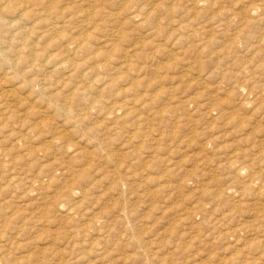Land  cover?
I'll list each match as a JSON object with an SVG mask.
<instances>
[{"label":"rangeland","instance_id":"374dc122","mask_svg":"<svg viewBox=\"0 0 264 264\" xmlns=\"http://www.w3.org/2000/svg\"><path fill=\"white\" fill-rule=\"evenodd\" d=\"M58 1L61 0H55L54 3H56V5L60 4ZM63 1L65 4L61 1L59 7L57 5V11L61 13L62 10L65 13H59L57 19H55L62 25L58 32L60 35L61 30V35L59 37L63 38V36L68 37L69 35L75 37L77 34H84L85 32V35L89 37L88 41L92 46V50L96 52L98 50V52L101 53L103 51L107 53L108 51V54L111 52V54H109L111 58L108 59L107 65L108 72L106 71L105 73L99 68V64L103 61L102 59L94 60V58L88 55L81 54L76 56L74 60L80 62V64L82 63L84 68L89 71H99L98 74L101 77L103 76L105 85L107 82H111V78H115L116 81L114 80V84L112 82L111 84H113L112 86L116 85L115 90L117 94H109L108 90L103 91L104 94L101 93L102 91L99 93L97 92V94L92 90V92H90L92 95L91 97L98 98V96H100L102 103H105L104 106L102 105V108L99 106L100 110H92L95 114L89 112V114L86 115L87 118L84 116V119L82 121L80 120L81 125L80 121L79 124L75 123L76 117H79L78 115L82 113L78 109L80 108L77 105L79 101H77L75 96H71L72 93L68 87H64V89L58 86L59 83L56 82H58V79L60 81V78H58L57 74L54 73L55 76L52 75L53 73L50 74L52 75L49 78L51 81L49 84L45 85V91L43 90L42 94L37 92L38 89L35 87L38 85L37 82V85H35L34 82L32 88L35 90L30 91V89L22 85L24 83L21 84L16 80L14 81L11 89H15V93H18L17 95L21 98V103L23 104L14 108L13 116L15 115V119L14 117H12L13 120L9 119L10 117L8 116L10 115L6 114L5 116L8 115V118L3 117L4 119L0 122V192H3H1L2 196H0L2 197L0 200V214L3 213L4 216L2 217L1 214L2 218L0 217V219H2L0 220V230L2 231H0V233L2 234L4 232V234H0V236H4L2 238H5L1 240L2 238L0 237V242L6 244L5 247L4 244L0 243V253L4 252L7 255L10 254L8 256L18 260V264H30L31 260L33 261L32 258H34L35 262H31V264H64L66 262V264H264L263 23L259 25V29L255 30L258 32H255V34L259 35H257V40L259 38L262 39L260 45L255 41L254 43L250 41L248 42L249 45H247L243 36H238L236 33L237 26L241 25V22L237 20V17H240V11H246L263 0H214V4L201 2L202 4L198 5L196 9L192 4V0H171L163 4L161 0H138L140 5L146 7L148 11L153 13V17L156 19L152 23L148 21L144 14L141 13L140 15L137 9L130 7L133 3L128 0H103L102 4L99 0H95L97 9H94L98 10V18L97 15L93 14L91 16L92 18H90L92 23H90L91 21H87V25L82 24L83 22L81 23L80 19L81 15L84 13L81 11H85L86 9L89 10V8H87V2L82 1V3H84L82 4L81 0ZM126 1H128V6L120 10V7ZM173 3H178L179 6H181L179 13L174 11V14H172V12L167 9L173 6ZM155 4L157 6H155ZM205 5H207L208 8ZM61 7L62 9H60ZM30 8L34 13L37 11L36 15L40 17L39 9L37 10L33 5L28 9ZM182 8L184 11L181 10ZM210 8L212 10H210ZM187 9H189V13L187 12L188 15L186 13ZM204 9H206V11H203ZM110 12L113 15H111ZM183 12L184 14H182ZM196 12H199L198 15ZM175 13H177L176 16ZM185 13L186 16H184ZM232 13H234V17L231 19ZM261 13L262 12L259 14ZM136 14L138 15L131 16ZM180 14H182V16H180ZM201 14H203V16ZM255 15L256 14H254V16ZM208 16L211 17V21ZM254 16L249 18V20L257 18ZM173 19L181 22L183 27L179 28V22H175ZM189 19H192L191 22ZM66 20L68 26L67 23L64 22ZM219 20L223 25H221V23L218 24ZM242 20L244 19H241V21ZM95 21L96 25L94 24ZM206 21L207 24H205ZM227 21L229 24L231 23V27ZM38 24H40V22H38ZM38 24L37 29L39 28L38 30L43 31L45 24L43 22H41L43 26ZM80 24H82V26ZM181 24L179 25L182 26ZM232 24H234V27ZM94 25L96 28L92 27ZM201 25L207 30L202 29L197 33L199 30L198 28L195 33L191 31V29L197 28V26L201 28ZM117 26H120L121 29H119L124 39L112 40L111 37L109 38V31L118 28ZM213 26L217 28H213ZM176 27H178V30ZM254 28V25L249 27L251 33L254 31ZM176 32H178V34ZM179 33L181 34L179 35ZM186 33H192V35L189 34V37L185 35ZM211 33L213 37L210 35V42L208 43L207 41L208 44L204 43L203 45L201 38L205 37V34ZM180 36H183L185 40H179V38H181ZM108 39H111L112 41L110 42L114 44L112 49L110 42L105 43ZM93 40L95 42H93ZM45 41L46 40L42 41V43H45ZM153 43H160L161 50L156 52V50L151 47ZM116 46L119 47V49ZM48 48H50L48 52L54 54H57L59 51V48L53 46H49L47 49ZM121 53L127 56V59L129 58L128 60L133 65V68H136V72L134 70L126 71L124 68H119L121 67V62L125 58ZM131 53L132 56H130ZM200 53H203V55ZM118 54H121V57ZM177 57L179 58L177 59ZM195 57H197L196 60ZM85 58H88L86 62ZM246 59L247 62L250 60L249 63L246 62ZM242 62L244 63L242 64ZM245 64L249 67H245ZM137 70H139L138 72H140V74ZM182 73L188 75L184 76ZM240 74H244V76ZM28 76L29 74H27V78L32 79L34 75ZM53 79H55V81H53ZM252 79L254 81L257 80L256 83H253ZM17 84H20V86H17ZM196 84L198 87H196ZM205 86H207V88H205ZM214 86H217L218 89H213ZM24 88L25 90H23ZM47 88H49V91L46 90ZM126 88L130 89V91H128V89L126 90ZM260 88H263V90ZM58 90L62 92H60V95L58 94ZM256 90H258V92ZM119 91L121 93H119ZM200 91H202V93ZM123 93L131 94V98L136 101L137 105L141 107L146 105V107L138 109V111L135 112V117L128 116L125 118L122 111L115 110V112L114 109L116 104L118 105V103H120V97L118 96H121ZM170 93L176 95L174 96L173 94L175 100L172 99V95L170 97ZM108 94L111 96H108ZM259 94L260 96L258 97ZM54 95L56 98L61 95V98L66 97L67 102L72 99V102L75 104L71 102V106L75 107H72L71 110L73 111L70 110L69 113L70 115H74L76 119L73 116L66 117L62 115L57 107L54 110L52 106L46 103V99L52 98ZM28 96L32 98H28ZM184 98H186L187 101L193 98L192 101L194 100V103L187 105ZM56 102L61 103L60 99ZM182 102H185V104ZM195 102L197 104H195ZM205 102L208 105H206ZM200 103H202V106ZM180 104L181 107L179 106ZM203 104L206 106H203ZM185 105L187 107H184ZM105 106L107 109L110 107L108 111ZM195 107L198 108L196 109ZM42 108L45 110L43 111ZM31 109H35V111ZM29 110H31V112H29ZM109 110L113 114H102L109 112ZM198 110L202 112V114L199 113ZM205 110L210 112L207 111L206 113ZM155 113H158L159 116L154 115ZM98 114L101 115L97 116ZM103 116L106 117L104 118ZM20 119L26 122L23 121L21 124L19 122L21 121ZM37 119L38 121H36ZM72 119L73 121H71ZM4 122H6L7 125ZM19 123L21 125H19ZM16 125H19L20 128ZM171 125L174 129L170 128ZM10 126L12 127L11 129ZM123 126L126 127L123 129ZM76 127H78V129ZM31 128L32 131H30ZM9 130H14L12 133H15L17 136L12 134ZM38 130L42 132L39 134ZM83 130H87L88 132H83ZM127 130L128 132H126ZM114 131L118 133L115 134ZM1 133L5 135L3 134L1 137ZM84 135L87 137H84ZM18 138L19 140H17ZM47 142H49V144ZM27 143H30V146ZM50 146L53 149H51ZM19 147L23 148L20 150ZM55 148L58 150L55 151ZM97 148L101 153L99 150L97 152L95 151ZM153 150H155V153ZM87 151H91L93 155L90 152L86 154ZM25 152H27V154ZM11 153L13 155H11ZM34 153L35 155L33 157L32 155ZM43 154L46 155V157H43ZM58 154L61 155L59 156ZM84 154H86L85 157L83 156ZM94 155L96 158L98 156L99 160L95 159ZM13 156L18 158L15 157L14 159ZM77 156L78 159L76 160ZM69 158L75 160L68 161L70 160ZM89 158L95 159L93 163L92 159L89 161ZM39 159L46 161L47 165L46 162L40 161ZM52 159L56 161L53 162ZM80 159L83 160L81 161ZM73 161L76 162L74 163ZM78 161H81V164L78 163ZM70 162H73L71 164L75 166L72 167L73 165H71ZM7 164L10 167H8ZM24 164H26L28 169L29 167L32 169H29V171L28 169L26 170ZM58 164L61 165L59 166ZM68 164L69 167L71 166L70 168L74 170H72V172L75 175L78 171L80 172H78L79 174L77 173L78 177L86 173L89 174V176L87 175L88 179L86 178L81 182L79 181L78 184L72 182L76 178L75 175L71 173ZM2 165H5L7 169ZM236 165H238V167L244 166L242 173L236 174L238 171ZM55 166L59 167L56 168ZM49 167L51 169H47ZM51 171L52 175L50 174ZM83 171L84 173H82ZM2 172L4 173L3 175H1ZM22 173L25 175H23L25 179ZM90 174H93L92 177ZM72 176H74V179L72 178L70 181L67 180ZM53 177L56 178L54 179ZM21 178L22 181H25L26 178L28 179L26 182L22 183V181H20ZM57 178L60 181L57 180ZM8 179H11V182ZM33 179L37 182H34ZM50 179L53 180L52 183ZM56 181L58 182L56 183ZM19 182L20 187L16 185V183L18 184ZM38 182L41 183L39 184ZM59 182H64V184H66L64 187L72 183L70 186L72 189L74 188V191L72 190L71 193H68L63 187L64 184L61 185ZM8 183H10V185ZM49 183L50 185L52 184L50 186L51 188L47 187ZM55 183L57 185H54ZM93 183L94 186L96 184L95 187ZM26 184L28 185L26 186ZM58 185H61V187H58ZM72 185H74V187ZM3 187L5 188L2 190ZM12 187L13 190H11ZM15 189L17 192L14 191ZM4 190L6 193L8 191L10 194L6 195ZM223 191L224 193H222ZM83 192H85L84 195ZM217 193L221 195L219 196ZM50 194L53 197L50 196ZM26 195L27 197H25ZM64 195L66 198H64ZM66 195L71 196L67 197ZM43 196L48 197L45 199ZM85 196L87 198H85ZM4 200L8 201L5 203ZM59 201L61 202L60 204ZM10 203H12V207L8 205ZM62 204H67L66 206L64 205L65 209ZM28 205L29 208L26 207ZM58 207L59 210H57ZM67 208L68 210H66ZM25 209L27 210L25 211ZM13 211L16 212V214L18 212L21 213H18L19 216H17ZM44 211H46V213H44ZM23 212H26L25 215ZM28 212L30 213L27 214ZM31 215H33V217ZM11 216L17 219L13 220ZM27 218H30L29 222ZM23 219L26 220L25 223ZM31 221L32 223H30ZM13 222L16 225H14ZM5 223L9 224L5 225ZM17 223L19 226H17ZM2 226H5V228ZM25 226H30L29 228L32 227V229L26 228ZM206 226L212 229H208ZM24 230L26 232L28 230V234L24 233ZM228 232L229 234H227ZM12 233H14V235ZM8 235H10L9 237L11 240H9ZM13 236L17 238L15 237L14 239ZM6 238L8 239L6 240ZM18 239H20V245L17 241ZM8 240L10 241L9 244L12 245H8ZM24 240L26 243L28 242L27 244L29 245H25V247L27 246L26 248H17L19 246H24L22 245L25 242ZM7 245L13 246V248H9ZM23 249H25V251H23ZM15 250L17 251L15 252ZM143 251L144 254H142ZM13 253L15 254L12 256ZM20 255H24V258H22V256L20 257ZM35 255L37 256L35 257ZM55 255H60L64 263L60 261V256L55 258ZM50 256L52 259L54 257L55 260H52ZM36 258L39 260L37 259L36 261ZM63 258L66 260H63ZM25 259H28V262L30 260V262H24Z\"/></svg>","mask_w":264,"mask_h":264},{"label":"bare ground","instance_id":"6f19581e","mask_svg":"<svg viewBox=\"0 0 264 264\" xmlns=\"http://www.w3.org/2000/svg\"><path fill=\"white\" fill-rule=\"evenodd\" d=\"M62 1V3L64 2L63 0H61ZM61 1H58L60 4H61ZM82 1H86L87 2V8H89V10H85V11H81V12H84L82 15H81V23L82 24H86V22L87 21H91L90 20V18H92L91 16L93 15V14H95V15H97L98 14V10H95L94 8H96L97 9V7H96V5H95V0H81V3H82ZM100 1V3L102 4V2H103V0L101 1V0H99ZM129 2H131V3H133L130 7H134L135 9H137V12L138 13H140V15H141V13L142 14H144V16H146L147 17V19H148V21H150L151 23L152 22H154V20L156 19V18H154L153 17V13L151 12V11H148V9H146V7H143L142 5H140V3H138V0H128ZM128 1H126L124 4H122V6L120 7V10H122V9H124L126 6H128ZM136 1H137V3H136ZM168 1H171V0H161V2H162V4L163 3H167ZM187 1V0H186ZM214 0H192V4H193V6L195 7V9L197 8V6L198 5H200V4H202V3H204V2H208L209 4H214L215 2H213ZM219 1H222V0H219ZM55 2V0H0V122L5 118V117H7L8 115H10V116H8V117H10L9 119H12V117H14L13 116V114H14V108H17L18 106H20V105H22L23 103H21V98L20 97H18V93H15V89L13 90V89H11V87H12V85H13V83H14V81L16 80V81H18V82H20L21 84L22 83H24V84H22V85H24V87H27L28 89H30V91L31 90H33L32 88H33V86H34V82H35V85H37V86H35V87H37V92H39V94H42L43 93V90H44V87H45V85H47V84H49L50 83V81L51 80H49V78H50V76H52V75H54V73L55 74H57L58 75V78H60V81H59V79L57 80L58 82H56V83H59V87L61 88H64V87H68L69 89H70V92L72 93V95L71 96H75V98H77V101H79V103L77 104L80 108H78L79 110H80V112H82L81 114H79L78 116L79 117H74V115H70V110H71V108L72 107H75V106H71L72 105V103H74V102H72V99H71V101L69 100V102H67V99H66V97H63V98H61V96L62 95H64V94H62L61 96H59L58 98H56L55 97V95H54V97H52V98H48V99H46V103L47 104H49L50 106H52V108L55 110V108L57 107V109L58 110H60L61 111V114L62 115H64V116H66V117H69V116H73L75 119H76V121H75V123L77 124H79V121L81 120H83L84 119V116L86 117V115L87 114H89V112L91 113L92 112V110H94V109H98V110H100V108H102L103 106H104V103L105 102H103L102 103V100H101V98H100V96H98V98H93V97H91L92 95L90 94V92H92V90L95 92V93H99V92H101V93H103V91H105V90H108V92H109V94H112V95H116L117 94V92H116V90H115V86H112L114 83V80H115V78H111V82L113 83V84H111V82H107L106 83V85H105V83H104V78H103V76L101 77V76H99V74H98V72H96L95 70L94 71H89L88 69H86V68H84V66H83V64L81 63L80 64V62H77L76 60H74V58L76 57V56H79V55H81V54H84V55H88V56H90V57H92V58H94V60H97V59H102L103 61L99 64V68L100 69H102V71H103V73H105L106 71L108 72V59H110L111 58V56L109 55V54H111V52L108 54V51H107V53H105L104 51V53L102 52H98V50H97V52L96 51H94V50H92V46L90 45V43H89V41H88V38L89 37H87L86 35H85V32H84V34L83 33H80V34H77L75 37L74 36H70L68 33H66L67 35H69L68 37H64L63 36V38L62 37H59L60 35H61V30H60V35H59V29L62 27V25L61 24H59L60 22L58 21H56L55 19H57V16H58V14L60 13V11H57L58 9H57V5H58V7H59V5L60 4H57L56 5V3H54ZM86 2H85V4H86ZM202 2V3H201ZM68 3V2H67ZM78 3V2H77ZM99 3V4H100ZM64 4H65V2H64ZM63 4V5H64ZM82 4H84V3H82ZM98 4V3H97ZM160 4V3H159ZM172 4V3H171ZM189 4V3H188ZM34 6V8L36 7L37 8V10L39 11V13H40V17L38 16V15H36V13H37V11H36V13H34V11H32V9L30 8V9H28L29 7H31V6ZM73 5H75V4H73ZM98 6H101V5H98ZM155 6H157L156 4H155ZM185 6V5H184ZM203 6V5H202ZM206 7H207V5H205ZM210 6V5H209ZM64 7H67V6H64ZM73 7V6H72ZM201 7V6H200ZM69 8V7H68ZM99 9H102V8H100V7H98ZM181 8V6H179V4L178 3H173V6H170V8H167V9H169L171 12H172V14H174L173 12L174 11H176L177 13H179V9ZM184 8V7H183ZM183 8L181 9V10H183ZM191 8H192V6H191ZM208 8V7H207ZM60 9H62V7L60 8ZM74 9V8H73ZM163 9V8H162ZM161 9V10H162ZM167 9H166V11H167ZM202 9H203V7H202ZM201 9V10H202ZM69 10V9H68ZM72 10V9H71ZM80 10H83V9H80ZM92 10H93V13H92ZM188 10L189 9H187V11H186V13L188 12ZM200 10V11H201ZM210 10H212L211 8H210ZM78 11V10H77ZM163 11V10H162ZM165 11V10H164ZM184 11V10H183ZM203 11H206V9H204ZM64 11H62L61 10V13H63ZM154 12L156 13V11L154 10ZM182 12V11H181ZM202 12V11H201ZM214 12V11H213ZM236 12V11H235ZM260 12H262L261 14H259ZM60 13V14H61ZM65 13V12H64ZM63 13V14H64ZM78 13V12H77ZM154 13V14H155ZM177 13H175V16H176V14ZM186 13H185V15L184 16H186ZM189 13V12H188ZM188 13H187V15H188ZM197 13V12H196ZM199 13V12H198ZM198 13H197V15H198ZM207 13H208V11H207ZM238 13V12H237ZM42 14V15H41ZM110 14H111V12H110ZM109 14V15H110ZM157 14V13H156ZM170 14V13H169ZM182 14H184V12L182 13ZM182 14H180V16H182ZM204 14H205V12H204ZM214 14V13H213ZM236 14V13H235ZM239 14V13H238ZM254 14H256L255 16H254ZM100 15V14H99ZM111 15H113V14H111ZM138 14H136V15H131V16H137ZM171 15V14H170ZM179 15V14H178ZM202 16H203V14H201ZM179 16V17H180ZM183 16V17H184ZM191 16V15H190ZM200 16V15H199ZM198 16V17H199ZM205 16V15H204ZM206 16H207V14H206ZM252 16H254V17H257L256 19L254 18H252V19H250L249 20V18H251ZM264 0L262 1V2H260V3H258L256 6H253V7H250L248 10H246V11H240V17H237V15H236V17L238 18L237 20H239L240 22H241V25H238L237 26V28H236V33H237V35L238 36H243V38H244V40H245V42H247V45H249L248 44V42H250V41H252L253 43H254V41L255 42H257L259 45L261 44L260 42H261V38H259L258 40H257V37L259 36L258 34V36L255 34V30L256 29H259V25L260 24H262L263 23V27H264ZM111 17V16H110ZM114 17V16H113ZM169 17V16H168ZM178 17V16H177ZM209 17V16H208ZM232 17H234V13H232L231 14V19H232ZM97 18H98V15H97ZM136 18V17H135ZM181 18V17H180ZM200 18V17H199ZM203 18H205V17H203ZM119 19V18H118ZM211 19V17H209V20ZM213 19V18H212ZM241 19H244V20H242L241 21ZM67 20H69V19H67ZM67 20L66 21H64L65 23H67ZM137 20V19H136ZM135 20V21H136ZM169 20H170V18H169ZM168 20V21H169ZM174 20V19H173ZM190 20V22H191V20L192 19H189ZM195 20H197V19H195ZM236 20V19H235ZM236 20V21H237ZM37 21V22H36ZM74 21V20H73ZM175 21V20H174ZM193 21H194V19H193ZM204 21V20H203ZM211 21V20H210ZM244 21V22H243ZM38 22H40V24H38ZM41 22H43L44 24H45V28L43 29V31H40V30H38L37 29V24L38 25H41V26H43V24H41ZM48 22V23H47ZM63 22V23H64ZM102 22H103V20H102ZM118 22V21H117ZM130 22V21H129ZM138 22H139V20H138ZM175 22H179V21H175ZM174 22V23H175ZM223 22V21H222ZM228 22V21H227ZM88 23V22H87ZM90 23H92V21L90 22ZM131 23V22H130ZM173 23V24H174ZM192 23H194V22H192ZM196 23H198V22H196ZM208 23H210V22H208ZM221 22H220V20H219V23L218 24H220ZM225 23V22H224ZM233 23H234V21H233ZM74 24V23H73ZM82 24H80L81 26H82ZM94 24L96 25V21L94 22ZM97 24H98V22H97ZM118 24V23H117ZM120 24H121V22H120ZM119 24V25H120ZM137 24V23H136ZM139 24V23H138ZM171 24V23H170ZM179 24H181V22H179L178 23V26H179V28L181 27H183V25L182 26H180ZM205 24H207V21H206V23ZM205 24H203V25H205ZM228 24H229V22H228ZM231 24V23H230ZM230 24H229V26H230ZM240 24V23H239ZM79 25V24H78ZM87 25V24H86ZM95 25L94 26H92V27H95ZM133 25V24H132ZM177 25V24H176ZM198 25V24H197ZM221 25H223L222 23H221ZM233 25V27H234V24H232ZM254 25V31L251 33L250 32V30H249V27H252ZM67 26H68V23H67ZM66 26V27H67ZM80 26V27H81ZM104 26V25H103ZM138 26V25H137ZM155 26V25H154ZM187 26V25H186ZM186 26H184V27H186ZM192 26H194V25H192ZM219 26V25H218ZM225 26V25H224ZM228 26V25H227ZM87 27V26H86ZM98 27V26H97ZM118 27V26H117ZM191 27V26H190ZM189 27V28H190ZM231 27V26H230ZM236 27V26H235ZM41 28V27H40ZM96 28V27H95ZM120 28V26L118 27V28H116V29H113V30H111V31H109L110 33L108 34L109 35V38L111 37L112 38V40H121V38L122 39H124L123 38V35L121 34V28ZM123 28V27H122ZM125 28H126V25H125ZM199 28V30L197 31V33L198 32H200V30H202V29H204L203 28V26L201 25V28H200V26H197V28H193V29H191V31L193 32V33H195L196 32V30ZM207 28V27H206ZM213 28H217L216 26H213ZM262 28V27H261ZM68 29V28H67ZM78 29V28H77ZM88 29H89V27H88ZM98 29V28H97ZM176 29L178 30V27H176ZM183 29H185V28H183ZM182 29V30H183ZM209 29H211V28H209ZM37 30H38V32H37ZM63 30V29H62ZM73 30V29H72ZM71 30V31H72ZM75 30V29H74ZM87 30V29H86ZM96 30V29H95ZM176 30V31H177ZM204 30H207V29H204ZM203 30V31H204ZM211 30H213V29H211ZM210 30V31H211ZM217 30V29H216ZM216 30H214V31H216ZM234 30V29H233ZM261 30V29H260ZM263 30H264V28H263ZM262 30V31H263ZM40 31V32H39ZM76 31V30H75ZM79 31H80V28H79ZM85 31V30H84ZM100 31H101V29H100ZM184 31V30H183ZM186 31V30H185ZM187 31H189V30H187ZM203 31H201L202 33H204ZM222 31V30H221ZM81 32V31H80ZM87 32V31H86ZM106 32V31H105ZM123 32H125V31H123ZM122 32V33H123ZM180 32V31H179ZM219 32V31H218ZM65 33V32H64ZM90 33V32H89ZM89 33H88V36H89ZM160 33V32H159ZM174 33V32H173ZM177 34H178V32H176ZM196 33V34H197ZM256 33H258V32H256ZM261 33V32H260ZM161 34V33H160ZM160 34H159V36H160ZM181 33H179V35H180ZM184 34V33H183ZM182 34V35H183ZM188 33H186L185 35L186 36H189V34L190 35H192V33H189L188 35H187ZM214 34H216V33H214ZM124 35H125V33H124ZM201 35V34H200ZM210 35L212 36L213 34L211 33V34H205V37H203V38H201L202 39V41H203V45H204V43H207V41H208V43L210 42L209 41V39H211V37H210ZM126 36V35H125ZM124 36V37H125ZM158 36V35H157ZM162 36V35H161ZM184 36V35H183ZM183 36H180L181 38H179V40H185V38L183 37ZM196 36V35H195ZM127 37V36H126ZM190 37V36H189ZM213 37V36H212ZM128 38V37H127ZM167 38V37H166ZM91 39V38H90ZM101 39V38H100ZM155 39V38H154ZM164 39V38H163ZM187 39V38H186ZM204 39V40H203ZM214 39V38H213ZM44 40H46L45 41V43H42V41H44ZM111 39H108L107 41H105V43H108V42H110V41H112ZM153 40V39H152ZM101 41V40H100ZM123 41H125V40H123ZM199 41V40H198ZM91 42V41H90ZM93 42H95L94 40H93ZM200 42V41H199ZM161 43H164V42H161ZM198 43V42H197ZM207 43V44H208ZM242 43V42H241ZM118 44H120V43H118ZM122 44V43H121ZM195 44H196V42H195ZM201 44V43H200ZM263 45H264V43H262ZM110 45H111V49H112V47H113V45L114 44H112L111 42H110ZM115 45H117V44H115ZM163 45V44H162ZM49 46H53V47H55V48H59V51H58V53L57 54H54V53H51V52H48L49 51V49L50 48H48L47 49V47H49ZM105 46V45H104ZM173 46V45H172ZM250 46H251V44H250ZM256 46V45H255ZM94 47V46H93ZM117 47V46H116ZM151 47H153L155 50H156V52H158L159 50H161V44L160 43H153V45L151 46ZM196 47V46H195ZM97 48V47H96ZM118 49H119V47H117ZM175 48H177V47H175ZM121 49V48H120ZM112 51V50H111ZM178 51V50H177ZM52 52H54V51H52ZM112 52H114V51H112ZM121 52V51H120ZM127 52V51H126ZM170 52V51H169ZM168 52V53H169ZM124 53V52H123ZM133 53V52H132ZM132 53H131V55L130 56H132ZM174 53V52H173ZM175 53H176V51H175ZM174 53V54H175ZM115 54H116V52H115ZM114 54V55H115ZM122 54V53H121ZM121 54H118L119 56L121 55ZM125 54V53H124ZM124 54H122L123 55V57H125L124 58V60L120 63V61H119V63L121 64L120 66L121 67H119L120 69L121 68H124V69H126V71H131V70H134L135 71V69L133 68V65L131 64V62L127 59V56H124ZM130 54V53H129ZM128 54V55H129ZM201 55H203V53H200ZM207 54H208V52H207ZM84 55H82V56H84ZM126 55V54H125ZM87 56V57H88ZM112 56H113V54H112ZM115 56H117V55H115ZM114 56V57H115ZM172 56V55H171ZM197 56V55H196ZM89 57V58H90ZM121 57V56H120ZM129 57V56H128ZM134 57V56H133ZM201 57V56H200ZM80 58V57H79ZM170 58V57H169ZM179 57H177V59H178ZM196 58L197 57H195V60H196ZM262 58V57H261ZM76 59H78V58H76ZM170 59H172V58H170ZM174 59V58H173ZM175 59H176V57H175ZM200 59V58H199ZM198 59V60H199ZM252 59V58H251ZM86 60H88V58L86 59L85 58V62H86ZM90 60V59H89ZM260 60V59H259ZM264 60V59H263ZM132 61V60H131ZM250 61V60H249ZM249 61L247 62V59H246V62L247 63H249ZM252 61V60H251ZM90 62V61H89ZM93 62V61H92ZM254 62H256V61H254ZM253 62V63H254ZM258 62H260V61H258ZM257 62V63H258ZM172 63V62H171ZM196 63V62H195ZM199 63V62H198ZM244 62H242V64H243ZM232 64V63H231ZM256 64V63H255ZM258 65V64H257ZM260 65V64H259ZM263 65V68H264V63L262 64ZM261 65V66H262ZM88 66V65H87ZM244 66V65H243ZM251 66V65H250ZM98 67H96V68H98ZM245 67H249L248 65H246L245 64ZM254 67V66H253ZM258 67H260V66H258ZM89 68V67H88ZM232 68V67H231ZM239 68H240V66H239ZM239 68H237V69H239ZM251 68V67H250ZM99 69V70H100ZM242 69V68H241ZM241 69H240V71H241ZM141 70V69H140ZM143 70V69H142ZM243 70V69H242ZM262 70H264V69H262ZM133 71V72H134ZM139 70H137V72H138ZM232 71V70H231ZM230 71V72H231ZM244 71V70H243ZM258 71H259V69H258ZM261 71V70H260ZM136 72V71H135ZM230 72H228V73H230ZM233 72V71H232ZM253 72V71H252ZM51 73H53L52 75H50ZM103 73H101V74H103ZM129 73H131V72H129ZM139 74H140V72H138ZM184 73V72H183ZM182 73V74H183ZM27 74H29V76L31 75V76H33V78L32 79H29V78H27ZM133 74V73H132ZM201 75H203L202 73H200ZM237 74V73H236ZM242 74V73H241ZM240 74V75H241ZM253 74V73H252ZM255 74V73H254ZM261 74H263V73H261ZM138 75V74H137ZM184 75V74H183ZM186 75H188V74H186ZM186 75H184V76H186ZM192 75V74H191ZM28 76V77H29ZM55 76V75H54ZM182 76V75H181ZM180 76V77H181ZM229 76H230V74H229ZM228 76V77H229ZM237 76V75H236ZM241 76H244V74L243 75H241ZM190 77V76H189ZM225 77V76H224ZM227 77V78H228ZM231 77H232V74H231ZM234 77V76H233ZM254 77V76H253ZM185 78V77H184ZM187 79V78H186ZM238 79V78H237ZM253 80V79H252ZM251 80V81H252ZM53 81H55V79H53ZM116 81V80H115ZM257 81V80H256ZM256 81H254L253 80V83L255 82L256 83ZM259 81H260V79H259ZM259 81H258V83H259ZM36 82H37V84H36ZM9 83H12V84H9ZM55 83V82H54ZM199 83V82H198ZM221 83V82H220ZM223 83V82H222ZM235 83V82H234ZM9 84V85H8ZM71 84V85H70ZM116 84V83H115ZM201 84V83H200ZM261 84V83H260ZM259 84V85H260ZM21 85V86H22ZM70 85V86H69ZM197 85V84H196ZM262 85V84H261ZM17 86H20V84L18 85L17 84ZM200 86V85H199ZM213 86V85H212ZM220 86V85H219ZM256 86V85H255ZM14 87V86H13ZM196 87H198V85L196 86ZM201 87V86H200ZM257 87V86H256ZM57 88V87H56ZM205 88H207V86H205ZM218 89V87L217 86H214L213 87V89ZM17 89V88H16ZM49 88H47L46 90H48ZM65 89V88H64ZM128 88H126V90H127ZM198 89H200V88H198ZM204 89V88H203ZM210 89V88H209ZM219 89H220V87H219ZM260 89H262L263 90V88H260ZM23 90H25V88L23 89ZM35 90V89H34ZM33 90V91H34ZM122 90H123V88H122ZM171 90V89H170ZM45 91V90H44ZM49 91V90H48ZM51 91V90H50ZM62 91H64V90H62ZM128 91H130V89H128ZM214 91H216V90H214ZM257 92H258V90H256ZM19 92H20V90H19ZM53 92V91H52ZM56 92V91H55ZM58 92H59V90H58ZM61 92V91H60ZM60 92L58 93L59 95H60ZM107 92V93H108ZM132 92V91H131ZM171 92V91H170ZM201 93H202V91H200ZM206 92V91H205ZM217 92V91H216ZM256 92V93H257ZM21 93H23V92H21ZM31 93V92H30ZM51 93V92H50ZM62 93V92H61ZM71 93H69V94H71ZM97 93V94H98ZM106 93V94H107ZM119 93H121L120 91H119ZM129 93V92H128ZM35 94H37V93H35ZM34 94V95H35ZM90 94V95H89ZM104 94V93H103ZM108 94V96H111V95H109ZM168 94H169V92H168ZM174 94V93H173ZM173 94H171L170 93V97H171V95H172V99H174L173 98ZM24 95V94H23ZM27 95V94H26ZM205 95V94H204ZM33 96V95H32ZM52 96V95H51ZM70 96V97H71ZM97 96V95H96ZM127 96H130V97H127ZM174 96H176L175 94H174ZM201 96V95H200ZM199 96V97H200ZM260 96V94L258 95V97ZM27 97V96H26ZM29 97H31V96H28V98ZM38 97V96H37ZM118 97H120V103H118V105L116 104V106H115V109H114V111L115 110H120V111H122L123 112V114H124V117L126 118V117H130V116H134V115H136V113L135 112H137L138 111V109H142V108H144V107H146V105H144V107H141V106H139V105H137L136 104V101L133 99V98H131V94L129 95V94H122L121 96H118ZM198 97V98H199ZM32 98V97H31ZM69 98V97H68ZM115 98V97H114ZM117 98V97H116ZM176 98V97H175ZM202 98V97H201ZM262 98V97H261ZM22 99H23V97H22ZM58 99H60V101H61V103L59 102V103H57L56 101L58 100ZM171 99V100H172ZM178 99V98H177ZM180 99V98H179ZM182 99V98H181ZM191 99V100H190ZM188 101L186 100V98H184V100L186 101V103H187V105H190V104H192V103H194V100L192 101V99L193 98H190ZM29 100V99H28ZM175 100V99H174ZM203 100V99H202ZM108 101V100H107ZM116 101V100H115ZM114 101V102H115ZM118 101V100H117ZM180 101V100H179ZM24 102V101H23ZM30 102H31V100H30ZM55 102V103H54ZM72 102V103H71ZM181 102V101H180ZM37 103V102H36ZM174 103V102H173ZM182 103H184L185 104V102H182ZM181 103V104H182ZM26 104V103H25ZM29 104V103H28ZM56 104V105H55ZM75 104V103H74ZM73 104V105H74ZM181 104L179 105L180 107H181ZM195 104H197L196 102H195ZM201 104V106H202V103H200ZM205 104H206V102H205ZM205 104H203V106L205 105ZM27 105V104H26ZM103 105V106H102ZM206 105H208V104H206ZM205 105V106H206ZM210 105V104H209ZM30 106V105H29ZM45 106H47V105H45ZM99 106H101L100 108H99ZM111 106V105H110ZM183 106V105H182ZM195 106H198V105H195ZM106 107V106H105ZM111 107H113V106H111ZM140 107V108H139ZM178 107V106H177ZM184 107H187L186 105L184 106ZM210 107H211V105H210ZM209 107V108H210ZM33 108V107H32ZM77 108V107H76ZM110 107H108V109H109ZM176 108V107H175ZM196 108V107H195ZM194 108V109H195ZM198 108V107H197ZM196 108V109H197ZM209 108H207V109H209ZM36 109H37V106H36ZM40 109V108H39ZM106 109H107V107H106ZM108 109H107V111H108ZM171 109V108H170ZM174 109V108H173ZM177 109V108H176ZM175 109V110H176ZM179 109H181V108H179ZM187 109V108H186ZM206 109V108H205ZM212 109V108H211ZM16 110V109H15ZM31 110H33V111H35V109H31ZM31 110H29V112H31ZM42 110H43V108H42ZM41 110V111H42ZM45 110V109H44ZM43 110V111H44ZM188 110H189V108H188ZM204 110V109H203ZM210 110V109H209ZM19 111V110H18ZM26 111V110H25ZM71 111H73V110H71ZM95 111V110H94ZM103 111V110H102ZM141 111V110H140ZM173 111V110H172ZM185 111V110H184ZM197 111V110H196ZM195 111V112H196ZM206 111V110H205ZM208 111V110H207ZM207 111H206V113H207ZM17 112V111H16ZM78 112V111H77ZM116 112V111H115ZM176 112H178V111H176ZM188 112V111H187ZM198 112H199V110H198ZM208 112H210V111H208ZM22 113V112H21ZM48 113H50V112H48ZM75 113V112H74ZM93 113V112H92ZM118 113V112H117ZM174 113V112H173ZM184 113V112H183ZM199 113H201L202 114V112H199ZM6 114H8L7 116H5ZM18 114H20V113H18ZM23 114V113H22ZM72 114V113H71ZM93 114H95V112L93 113ZM102 114H106V115H111V114H113L112 112H110V110H109V112H105V113H102ZM122 114V115H123ZM139 114V113H138ZM141 114V113H140ZM185 114H186V112H185ZM21 115V114H20ZM30 115V114H29ZM39 115V114H38ZM41 115H42V113H41ZM40 115V116H41ZM81 115V116H80ZM101 115V114H100ZM99 114L97 115V116H100ZM154 115H158L159 116V114L157 113H155ZM24 116V115H23ZM4 117V118H3ZM7 117V118H8ZM104 117V116H103ZM106 117V116H105ZM104 117V118H105ZM135 117V116H134ZM133 117V118H134ZM155 117V116H154ZM207 117V116H206ZM210 117V116H209ZM6 118V119H7ZM30 118H31V116H30ZM29 118V119H30ZM32 118H33V116H32ZM39 118V117H38ZM87 118V117H86ZM90 118V117H89ZM113 118V117H112ZM111 118V119H112ZM116 118V117H115ZM14 119H15V117H14ZM23 119H25V118H23ZM21 120V121H19L21 124L23 123V121H25V120ZM98 119V118H97ZM13 120V119H12ZM17 120V119H16ZM18 120H19V118H18ZM28 120V119H27ZM11 121V120H10ZM9 121V122H10ZM36 121H38V119L36 120ZM40 121H42V120H40ZM71 121H73V119L71 120ZM81 121H80V124H81ZM85 121V120H84ZM83 121V122H84ZM105 121V120H104ZM7 122V121H6ZM6 122H4V123H6ZM26 122V121H25ZM44 122V121H43ZM42 122V123H43ZM82 122V123H83ZM179 122V121H178ZM19 123V125H21ZM30 123V122H29ZM38 123V122H37ZM41 123V124H42ZM74 123V122H73ZM113 123V122H112ZM3 124V123H2ZM17 124V123H16ZM36 124V123H35ZM5 125V124H4ZM6 125H7V123H6ZM19 125H16V126H18L19 128H20V126ZM82 125V124H81ZM179 125V124H178ZM12 126V125H11ZM10 126V129L12 128ZM15 126V125H14ZM24 126V125H23ZM22 126V127H23ZM34 126V125H33ZM43 126H44V124H43ZM128 126V125H127ZM2 127V126H1ZM6 127V126H5ZM25 127V126H24ZM27 127H28V125H27ZM31 127V126H30ZM35 127V126H34ZM86 127V126H85ZM84 127V128H85ZM113 127H115V126H113ZM124 127H126V126H123V129H124ZM3 128V127H2ZM33 128V127H32ZM32 128L30 129V131H32ZM40 128V127H39ZM77 129H78V127H76ZM170 128H172V125L170 126ZM5 129V128H4ZM7 129V128H6ZM29 129V128H28ZM35 129V128H34ZM76 129V130H77ZM86 129H87V127H86ZM115 129V128H114ZM172 129H174V128H172ZM172 129H170V130H172ZM19 130V129H18ZM36 130V129H35ZM34 130V131H35ZM81 130V129H80ZM116 130V129H115ZM118 130V129H117ZM11 133L12 132H14V130H9ZM79 131V130H78ZM77 131V132H78ZM82 131V130H81ZM80 131V132H81ZM86 132H88L87 130H85ZM84 130H83V132H85ZM38 132H39V130H38ZM38 132H36V133H38ZM42 131L40 130V132H39V134L41 133ZM79 132V133H80ZM126 132H128V130L126 131ZM133 132V131H132ZM9 133V132H8ZM8 133H6V134H8ZM19 133V132H18ZM30 133V132H29ZM28 133V134H29ZM36 133H33V134H36ZM114 133L116 134V133H118V132H116V131H114ZM131 133V132H130ZM2 134V133H1ZM4 134V133H3ZM3 134L1 135V137L3 136ZM12 134H15V133H12ZM11 134V135H12ZM127 134V133H126ZM192 134V133H191ZM195 134V133H194ZM5 135V134H4ZM10 135V134H9ZM16 135V134H15ZM31 135V134H30ZM17 136V135H16ZM18 136H20V135H18ZM36 136V135H35ZM48 136V135H47ZM87 136H88V133H87ZM87 136H85L84 135V137H87ZM90 136V135H89ZM190 136V135H189ZM10 137V136H9ZM31 137V136H30ZM45 137V136H44ZM82 137H83V134H82ZM194 137V136H193ZM192 137V138H193ZM22 138H23V136H22ZM55 138H57V137H55ZM55 138H53V139H55ZM27 139V138H26ZM32 139V138H31ZM85 139V138H84ZM132 139V138H131ZM1 140V139H0ZM9 140V139H8ZM17 140H19V138L17 139ZM30 140V139H29ZM52 140V139H51ZM49 141V140H48ZM87 141V140H86ZM194 141V140H193ZM192 141V142H193ZM1 142V141H0ZM9 142V141H8ZM31 142V141H30ZM53 142V141H52ZM85 142V141H84ZM12 143V142H11ZM14 143H15V141H14ZM23 143V142H22ZM48 144H49V142H47ZM54 143V142H53ZM52 143V144H53ZM18 144H19V142H18ZM26 144V143H25ZM28 144V143H27ZM30 144V143H29ZM28 144V145H29ZM215 144V143H214ZM2 145V144H1ZM11 145V144H10ZM17 145V144H16ZM20 145H21V143H20ZM51 145V144H50ZM213 145V144H212ZM30 146V145H29ZM54 146V145H53ZM63 146V145H62ZM81 146V145H80ZM214 146V145H213ZM2 147V146H1ZM11 147V146H10ZM18 147V146H17ZM43 147H44V145H43ZM70 147V146H69ZM20 148V150L23 148H21V147H19ZM48 148V147H47ZM50 148H51V146H50ZM58 148V147H57ZM60 148V147H59ZM64 148H65V146H64ZM72 148V147H71ZM4 149H5V147H4ZM15 149V148H14ZM43 149V148H42ZM51 149H53V148H51ZM66 149V148H65ZM68 149V148H67ZM73 149V148H72ZM80 149H82V148H80ZM17 150V149H16ZM19 150V151H20ZM39 150V149H38ZM37 150V151H38ZM50 150V149H49ZM55 151L56 150H58V149H54ZM60 150V149H59ZM99 149L97 148V149H95V151L97 152ZM15 151V150H14ZM42 151V150H41ZM46 151V150H45ZM51 151V150H50ZM154 151V153H155V150H153ZM153 151H152V153H153ZM21 152V151H20ZM48 152V151H47ZM59 152V151H58ZM88 152H90V153H92L91 151H87L86 152V154L88 153ZM99 152H100V150H99ZM3 153V152H2ZM16 153V152H15ZM26 154H27V152H25ZM24 153V154H25ZM38 153V152H37ZM39 153H41V152H39ZM61 153V152H60ZM79 153H81V152H79ZM101 153V152H100ZM100 153H98V154H100ZM42 154V153H41ZM50 154V153H49ZM53 154V153H52ZM76 154V153H75ZM82 154V153H81ZM80 154V155H81ZM86 154H84L83 156L85 157V155ZM103 154V153H102ZM101 154V155H102ZM106 154V153H105ZM2 155V154H1ZM11 155H13L12 153H11ZM10 155V156H11ZM16 155V154H15ZM30 155H32V154H30ZM34 155H35V153L32 155L33 157H34ZM46 155H47V153H46ZM46 155H44L43 154V157L45 156L46 157ZM56 155V154H55ZM55 155H54V157H55ZM59 155V154H58ZM61 155V154H60ZM59 155V156H60ZM91 155V154H90ZM90 155H88V156H90ZM92 155H93V153H92ZM3 156H5V155H3ZM22 156V155H21ZM20 156V157H21ZM58 156V157H59ZM83 156H80V157H83ZM8 157V156H7ZM6 157V158H7ZM15 157L16 156H13V158L15 159ZM38 157V156H37ZM36 157V158H37ZM94 157H95V159H98V156H97V158H96V156L94 155ZM100 157V156H99ZM242 157H244V156H242ZM9 158V157H8ZM8 158H7V160H8ZM16 158H18V157H16ZM28 158V157H27ZM30 158V157H29ZM39 158V157H38ZM60 158V157H59ZM74 158V157H73ZM87 158V157H86ZM93 158V157H92ZM92 158H89L90 160L89 161H91V159ZM156 158V157H155ZM159 158V157H158ZM5 159V158H4ZM22 159V158H21ZM25 159V158H24ZM33 159V158H32ZM31 159V160H32ZM43 159H45V158H43ZM65 159V158H64ZM70 159V158H69ZM78 159V156L76 157V160ZM95 159H92V163H93V161L95 160ZM7 160H6V163H7ZM20 160V159H19ZM26 160H28V159H26ZM38 160V159H37ZM40 160V159H39ZM53 160V159H52ZM51 160V161H52ZM61 160L63 161V159H62V157H61ZM72 160H75V159H70V160H68V161H72ZM81 160V159H80ZM83 160V159H82ZM81 160V161H82ZM86 160V159H85ZM99 160V159H98ZM157 160V159H156ZM15 161H17V160H15ZM40 161H43V160H40ZM40 161H39V163H40ZM54 161H56L55 159L53 160V162ZM81 161L79 162L78 161V163H80L81 164ZM88 161V160H87ZM97 161V160H96ZM100 161H101V159H100ZM158 161V160H157ZM12 162V161H11ZM19 162V161H18ZM17 162V163H18ZM33 162H35V161H33ZM32 162V163H33ZM38 162V161H37ZM43 162H46V161H43ZM74 163L76 162V161H73ZM73 162H70V164L71 163H73ZM97 162H99V161H97ZM96 162V163H97ZM13 163V162H12ZM36 163V162H35ZM38 163V164H39ZM48 163H49V161H48ZM51 163V162H50ZM58 163V162H57ZM66 163V162H65ZM86 163V162H85ZM91 163V164H92ZM1 164V163H0ZM10 164V163H9ZM44 164V163H43ZM42 164V165H43ZM61 164H62V162H61ZM61 164H58L59 166L61 165ZM67 164V163H66ZM83 164H84V162H83ZM98 164V163H97ZM25 165V167H26V164H24ZM46 165H47V162H46ZM52 165H53V163H52ZM71 165H73V164H71ZM79 165V164H78ZM86 165V164H85ZM2 166H5V165H2ZM7 166H8V164H7ZM31 166V165H30ZM36 166V165H35ZM45 166V165H44ZM50 166V165H49ZM59 166H55L56 168L57 167H59ZM75 165H73L72 167H74ZM77 166V165H76ZM92 166V165H91ZM237 166V169H238V171L236 172V174L237 173H242V171H243V169H244V166H239L238 167V165H236ZM8 167H10V166H8ZM39 167V166H38ZM62 167H64V166H62ZM68 167H69V164H68ZM71 167V166H70ZM69 167V168H70ZM78 167V166H77ZM84 167H87V166H84ZM89 167H90V165H89ZM94 167H95V164H94ZM98 167V166H97ZM34 168H36V167H34ZM34 168H33V170H34ZM61 168V167H60ZM59 168V169H60ZM67 168V167H66ZM66 168H65V171H66ZM81 168V167H80ZM99 168V167H98ZM5 169H7L6 168V166H5ZM28 168L26 167V170H27ZM29 169H30V167H29ZM29 169H28V171H29ZM32 169V168H31ZM30 169V170H31ZM43 169V168H42ZM46 169V168H45ZM47 169H51L50 167L49 168H47ZM58 169V170H59ZM62 169V168H61ZM71 170V173H73L72 172V168H70ZM81 169H84V168H81ZM81 169H79V170H81ZM4 170V169H3ZM25 170V169H24ZM25 170V171H26ZM53 170H54V168H53ZM91 170V169H90ZM94 170V169H93ZM92 170V171H93ZM5 171V170H4ZM35 171V170H34ZM34 171H32V172H34ZM43 171H44V169H43ZM47 171V170H46ZM60 171V170H59ZM62 171V170H61ZM69 171V172H70ZM74 171V170H73ZM76 171V170H75ZM87 171V170H86ZM85 171V172H86ZM31 172V171H30ZM38 172V171H37ZM68 172V171H67ZM79 172V171H78ZM77 172V173H78ZM94 172V171H93ZM47 173H50V172H47ZM60 173V172H59ZM77 173H76V175H77ZM80 173V172H79ZM78 173V174H79ZM82 173H84V171L82 172ZM81 173V174H82ZM89 173V172H88ZM4 173L2 172L1 173V175H3ZM8 174V173H7ZM21 174V173H20ZM35 174H38V173H35ZM41 174H42V172H41ZM40 174V175H41ZM44 174V173H43ZM51 175H52V171H51V173H50ZM61 174L63 175V173L61 172ZM66 174V173H65ZM68 174V173H67ZM74 174V173H73ZM85 174V175H84ZM84 174H82V176L80 175L79 177H78V175H77V177H76V175H75V180H73L72 182H75V183H77L78 184V182L80 181H82V180H84V179H86L87 178V175L89 176V174H86V173H84ZM15 175V174H14ZM24 174L22 173V176H23ZM49 175V174H48ZM55 175V174H54ZM71 175V174H70ZM91 175V174H90ZM93 175V174H92ZM92 175H91V177H92ZM25 176V175H24ZM23 176V177H24ZM3 177H5V176H3ZM11 177V176H10ZM18 177H20V176H18ZM18 177H16V178H18ZM28 177V176H27ZM74 176H72L70 179H67V180H72V178H73ZM94 177V176H93ZM1 178V177H0ZM7 178H9V177H7ZM30 178V177H29ZM33 178V177H32ZM54 178V177H53ZM56 178V177H55ZM54 178V179H55ZM69 178V177H68ZM4 179V178H3ZM24 179H25V177H24ZM23 179V180H24ZM28 178H26V180H27ZM37 179V178H36ZM48 179H49V177H48ZM74 179V178H73ZM88 179V178H87ZM9 180V179H8ZM11 180V179H10ZM9 180V181H10ZM26 180L25 181H22V178H21V180L20 181H22V183L23 182H26ZM30 180V179H29ZM34 180V182H37V181H35V179H33ZM32 180V181H33ZM39 180V179H38ZM57 180H59L58 178H57ZM66 180V181H67ZM48 181V180H47ZM50 181H51V183H52V179H50ZM60 181V180H59ZM11 182V181H10ZM13 182H17V181H13ZM12 182V183H13ZM42 182V181H41ZM40 182V183H41ZM54 182H55V180H54ZM58 181H56V183H57ZM84 182V181H83ZM86 182V181H85ZM94 182V181H93ZM7 183V182H6ZM11 183V184H12ZM39 183V182H38ZM39 183V184H40ZM42 183H44V182H42ZM54 184V185H57V184ZM59 183H61V182H59ZM69 183V182H68ZM87 183H88V181H87ZM9 185H10V183H8ZM20 182L17 184L16 183V185H18L19 187H20ZM36 184V183H35ZM39 184H38V186H39ZM62 184H64V182L63 183H61V185ZM70 184H72V183H70ZM70 184L68 185V186H66V187H64L66 184H64L63 185V187L65 188V190L68 192V193H71V191L74 189H72V187L70 186ZM74 184V183H73ZM80 184V183H79ZM86 184V183H85ZM84 184V185H85ZM2 185H3V183H2ZM24 185V184H23ZM28 184H26V186H27ZM52 185V184H51ZM50 185V183H49V185L47 186V187H50L51 186ZM53 185V186H54ZM61 185H58V187L60 186L61 187ZM82 185V184H81ZM90 185V184H89ZM29 186H31V185H29ZM28 186V187H29ZM33 186V185H32ZM73 187H74V185H72ZM90 186H92V185H90ZM93 186H94V183H93ZM95 186H96V184H95ZM94 186V187H95ZM1 187V186H0ZM14 187V186H13ZM13 187H12V189L11 190H13ZM22 187H24V186H22ZM40 187V186H39ZM43 187V186H42ZM56 187V186H55ZM54 187V188H55ZM62 187V188H63ZM76 187H77V185H76ZM82 187V186H81ZM5 187H3L2 188V190L4 189ZM9 188V187H8ZM25 188V187H24ZM30 188V187H29ZM51 188V187H50ZM49 188V189H50ZM89 188V187H88ZM88 188H86V189H88ZM92 188V187H91ZM32 189V188H31ZM39 189H41V188H39ZM43 189V188H42ZM48 189V188H47ZM56 189H59V188H56ZM55 189V190H56ZM77 189V188H76ZM85 189V190H86ZM94 189V188H93ZM8 190V189H7ZM26 190V189H25ZM29 190V189H28ZM34 190V189H33ZM35 190H36V186H35ZM54 190V191H55ZM62 190V189H61ZM60 190V191H61ZM89 190V189H88ZM5 191V190H4ZM14 191H16V189L14 190ZM19 191V190H18ZM63 191V190H62ZM74 191V190H73ZM81 191V190H80ZM79 191V192H80ZM92 191V190H91ZM230 191V190H229ZM2 192V191H1ZM1 192H0V196H2L1 195ZM17 192V191H16ZM21 192V191H20ZM26 192V191H25ZM25 192H23V193H25ZM31 192H32V190H31ZM30 192V193H31ZM56 192V191H55ZM78 192V191H77ZM221 192V191H220ZM3 193V192H2ZM12 193V192H11ZM29 193V192H28ZM57 193H58V191H57ZM84 193L85 192H83V195H84ZM91 193V192H90ZM92 193H93V191H92ZM92 193H91V195H92ZM222 193H224V191L222 192ZM5 194L6 195H8V194H10L8 191H7V193H6V191H5ZM59 194H60V192H59ZM67 194V193H66ZM82 194V193H81ZM217 194H219V196L221 195L220 193H217ZM226 194V193H225ZM231 194V193H230ZM6 195H5V198H6ZM23 195V194H22ZM54 195H56V194H54ZM224 195V194H223ZM222 195V196H223ZM12 196V195H11ZM11 196H10V198H11ZM50 196H52L51 194H50ZM59 196V195H58ZM61 196V195H60ZM67 196V195H66ZM69 196H71V195H69ZM69 196H67V197H69ZM73 196V195H72ZM217 196V195H216ZM25 197H27V195L25 196ZM30 197H32V196H30ZM44 197V196H43ZM46 197H48V196H45L44 198L46 199ZM53 197V196H52ZM51 197V198H52ZM62 197V196H61ZM82 197V196H81ZM89 197V196H88ZM1 198L2 197H0V200H1ZM4 198V197H3ZM58 198V197H57ZM63 198V197H62ZM64 198H66L65 197V195H64ZM85 198H87L86 196H85ZM12 199V198H11ZM10 199V200H11ZM15 199V198H14ZM71 199V198H70ZM69 199V200H70ZM80 199V198H79ZM79 199H78V201H79ZM18 200V199H17ZM44 200V199H43ZM74 200V199H73ZM83 200H84V197H83ZM5 201V203H6V201H8V200H4ZM15 201V200H14ZM57 201V200H56ZM77 201V200H76ZM10 202H13V201H10ZM17 202V201H16ZM45 202V201H44ZM47 202V201H46ZM2 203V202H1ZM4 203V204H5ZM9 203V202H8ZM19 203V202H18ZM31 203V202H30ZM57 203V202H56ZM61 202L59 201V204H60ZM77 203V202H76ZM81 203V202H80ZM3 204V203H2ZM12 203H10V204H8L9 206L11 205ZM33 204V203H32ZM53 204V203H52ZM58 204V203H57ZM83 204V203H82ZM15 205V204H14ZM63 205V208L67 205H65V204H62ZM65 205V206H64ZM51 206V205H50ZM57 206H59V205H57ZM69 206V205H68ZM67 206V207H68ZM10 207H12V205L10 206ZM27 208H29V205L28 206H26ZM30 207H32V206H30ZM1 208H2V206H1ZM4 208H5V206H4ZM9 208V207H8ZM16 208V207H15ZM51 208V207H50ZM49 208V209H50ZM62 208V207H61ZM63 208H62V210H63ZM69 208V207H68ZM68 208L66 209V210H68ZM9 209H11V208H9ZM21 209V208H20ZM24 209V208H23ZM37 209V208H36ZM45 209H46V207H45ZM65 209V208H64ZM12 210H13V208H12ZM11 210V211H12ZM27 209H25V211H26ZM57 210H59V207H58V209ZM72 210H74V209H72ZM76 210V209H75ZM10 211V212H11ZM22 211H24V210H22ZM50 211V210H49ZM77 211V210H76ZM4 212V211H3ZM9 212V213H10ZM14 212V211H13ZM12 212V213H13ZM69 212V211H68ZM68 212H66V213H68ZM6 213V212H5ZM8 213V212H7ZM15 214H16V212H14ZM13 213V214H14ZM18 213H21V212H18ZM18 213L16 214L17 216H19L18 215ZM25 213L26 212H23V214L25 215ZM30 212H28L27 214H29ZM34 213H36V212H34ZM44 213H46V211H44ZM73 213H74V211H73ZM76 213V212H75ZM2 214V217H4L3 216V213H1ZM1 214H0V217H1ZM12 214V215H13ZM14 214V215H15ZM70 214V213H69ZM5 215V214H4ZM263 215V214H262ZM29 216V215H28ZM32 217H33V215H31ZM41 217H43L42 215H40ZM70 216V215H69ZM72 216V215H71ZM1 217V218H2ZM8 217V216H7ZM11 217H13V220L15 219H17L16 217H14V216H11ZM25 217V216H24ZM30 217V216H29ZM19 218V217H18ZM31 218V217H30ZM30 218L28 219L27 218V220H28V222L30 221ZM70 218H72V217H70ZM11 219V218H10ZM20 219V218H19ZM215 219V218H214ZM0 220H2V219H0ZM5 220H6V218H5ZM24 220V219H23ZM32 220V219H31ZM70 220V219H69ZM73 220H75V219H73ZM212 220V219H211ZM7 221V220H6ZM10 221V220H9ZM25 221L26 220H24V223H25ZM214 221V220H213ZM3 222V221H2ZM79 222V221H78ZM209 222V221H208ZM221 222V221H220ZM20 223V222H19ZM24 223H21V224H24ZM30 223H32V221L30 222ZM77 223V222H76ZM7 224H9V223H7ZM6 223H5V225H7ZM13 224H14V222H13ZM1 225V224H0ZM2 225H3V223H2ZM12 225V224H11ZM14 225H16V224H14ZM26 225H27V222H26ZM9 226V225H8ZM7 226V227H8ZM17 226H19L18 225V223H17ZM21 226V225H20ZM31 226V225H30ZM29 226V227H30ZM3 227V226H2ZM1 227V228H2ZM6 227V228H7ZM24 227V226H23ZM26 227V226H25ZM29 227H26V228H29ZM70 227V226H69ZM207 227V226H206ZM3 228H5V226L3 227ZM2 228V229H3ZM8 228H10V227H8ZM7 228V229H8ZM20 228V227H19ZM26 228H25V230H26ZM208 228V227H207ZM210 228V227H209ZM208 228V229H209ZM12 229V228H11ZM29 229H32V227L31 228H29ZM28 229V230H29ZM70 229V228H69ZM68 229V230H69ZM74 229V228H73ZM210 229H212V228H210ZM216 229V228H215ZM217 229H219V228H217ZM21 230H23V229H21ZM20 230V231H21ZM24 230V231H25ZM28 230H27V232H28ZM75 230V229H74ZM1 231V230H0ZM10 231V230H9ZM23 231V232H24ZM31 231V230H30ZM2 232V231H1ZM26 231L24 232V233H27ZM72 232V231H71ZM226 232V231H225ZM19 233V232H18ZM64 233H66V232H64ZM75 233H77V232H75ZM1 234V233H0ZM2 234H4V232L2 233ZM1 234V235H2ZM9 234H11V233H9ZM13 235H14V233H12ZM20 234V233H19ZM18 234V235H19ZM28 234V233H27ZM26 234V235H27ZM29 234H30V232H29ZM69 234V233H68ZM227 234H229V232L227 233ZM21 235V234H20ZM19 235V236H20ZM23 235V234H22ZM233 235V234H232ZM231 235V236H232ZM10 235H8V238H9V240H11V238L9 237ZM12 236V235H11ZM16 236H17V234H16ZM15 236V237H16ZM25 236V235H24ZM29 236V235H28ZM1 238L2 237H4V236H0ZM14 237V236H13ZM15 237H14V239H15ZM8 238H6V240L8 239ZM17 238V237H16ZM18 238H20V237H18ZM5 238H2L1 240H4ZM13 239V238H12ZM28 239H29V237H28ZM8 240V245H12V244H9V241ZM19 240L20 239H18L17 241L19 242ZM15 241V240H14ZM13 241V242H14ZM25 241V240H24ZM23 241V242H24ZM5 243H7L6 241H4ZM12 242V241H11ZM22 242V243H23ZM1 243V242H0ZM17 243V242H16ZM26 243V241L22 244V245H24V246H22V247H17V248H26L25 247V245H29V244H25ZM30 243V242H29ZM54 243H56V242H54ZM1 244H4V243H1ZM0 244V245H1ZM21 244V242H19V245ZM6 244H4V246H5ZM7 245V246H8ZM13 245H14V243H13ZM16 245V244H15ZM3 246V247H4ZM18 246V245H17ZM6 247V246H5ZM4 247V248H5ZM9 248L10 247H12L13 248V246H8ZM15 247V246H14ZM30 247H31V244H30ZM0 248H1V246H0ZM28 248H29V246H28ZM31 249V248H30ZM1 250V249H0ZM4 250V249H3ZM6 250V249H5ZM27 250V249H26ZM32 250H34V249H32ZM7 251H8V248H7ZM12 251H14V250H12ZM17 250H15V252H16ZM19 251V250H18ZM21 251V250H20ZM23 251H25V249H23ZM23 251H22V253H23ZM28 251H30V250H28ZM54 251V250H53ZM36 252V251H35ZM10 253V252H9ZM18 253V252H17ZM33 253H34V251H33ZM53 253H56V252H53ZM15 253H13L12 254V256L14 255ZM24 254V253H23ZM27 254V253H26ZM35 254V253H34ZM40 254V253H39ZM58 254V253H57ZM61 254V253H60ZM142 254H144V251H143V253ZM8 255H10V254H8ZM6 253H4V252H2V253H0V264L2 263V264H18V260H15V259H13L11 256H8ZM17 255V254H16ZM41 255V254H40ZM49 255H50V253H49ZM66 255V254H65ZM22 255H20V257H21ZM24 256V255H23ZM22 256V258H24ZM30 256V255H29ZM37 255H35V257H36ZM52 256H54V255H52ZM60 256V255H59ZM59 256H56L55 255V258H58ZM19 257V256H18ZM40 257V256H39ZM38 257V258H39ZM46 257H47V255H46ZM51 257V256H50ZM66 257V256H65ZM17 258V257H16ZM21 258V259H22ZM38 258H36V261H37V259ZM41 258V257H40ZM55 258L53 257V259H52V257H51V259L52 260H55ZM60 259V261H62V257L60 256L59 257ZM21 259H19V260H21ZM31 259V258H30ZM33 259V261H34V258H32ZM47 259V258H46ZM65 258H63V260H64ZM68 259V258H67ZM28 259H25L24 260V262L26 261V263L28 262L27 261ZM39 260V259H38ZM66 260V259H65ZM32 260H31V262H33ZM98 261V260H97ZM21 262V261H20ZM29 262H30V260H29ZM28 262V263H29ZM31 262H30V264H31ZM35 262V261H34ZM63 262V261H62ZM61 262V263H62ZM66 262V261H65ZM44 263H46V262H44ZM64 263V262H63ZM67 263V262H66ZM66 263H64V264H66ZM20 264V263H19ZM25 264V263H24ZM33 264V263H32ZM60 264V263H59ZM70 264V263H69Z\"/></svg>","mask_w":264,"mask_h":264}]
</instances>
